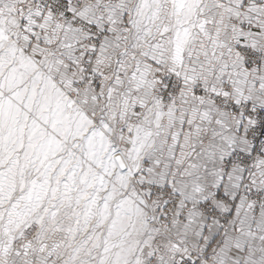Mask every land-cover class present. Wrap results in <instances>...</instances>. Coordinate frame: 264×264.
<instances>
[{"label": "snow or ice", "instance_id": "6c2138e0", "mask_svg": "<svg viewBox=\"0 0 264 264\" xmlns=\"http://www.w3.org/2000/svg\"><path fill=\"white\" fill-rule=\"evenodd\" d=\"M0 264H264V0H0Z\"/></svg>", "mask_w": 264, "mask_h": 264}]
</instances>
